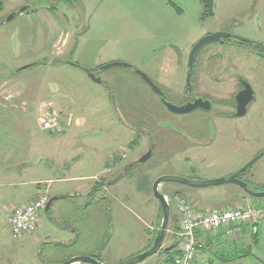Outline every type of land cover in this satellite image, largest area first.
<instances>
[{
	"label": "rangeland",
	"instance_id": "obj_1",
	"mask_svg": "<svg viewBox=\"0 0 264 264\" xmlns=\"http://www.w3.org/2000/svg\"><path fill=\"white\" fill-rule=\"evenodd\" d=\"M24 5L31 8L6 20ZM203 11L199 0H4L0 12V172H25L23 179L30 180L36 174L91 175L104 171L107 165L106 169H112L107 172L120 176L127 162L138 160L149 150L150 134L156 147L150 159L137 169L129 168L126 178L113 189L97 187L90 195L91 200L92 196L100 199L118 194L117 203L113 200L109 205V219L105 204L83 208L72 196H65L49 212L43 210L36 231L14 238L7 219L13 195L7 194L26 186H0V264H52L74 249L106 264L126 260L154 242L162 222L161 205L153 192L157 178L228 176L264 147V117L258 123L251 115L247 120L218 117L215 109L208 116L200 109L173 113L135 72L148 74L166 91L167 99L178 105L187 97V61L200 38L226 32L264 39V0H215L213 16L202 18ZM235 45L211 43L199 58H227L229 52L238 51L240 46ZM61 57H72L75 64L58 62ZM112 62L129 63L134 69L120 66L98 72ZM31 63L36 64L14 73ZM82 66L96 72L102 83L90 78ZM198 67L200 72L193 79L197 75L207 79L205 66ZM47 112L57 114L61 132L42 129L41 118ZM134 126L142 129L138 132ZM133 140L131 147L128 143ZM251 175L252 184L264 182V155L243 179L252 180ZM64 185L59 180L49 184L51 198ZM198 189L208 190L210 194L199 200L211 208L242 204L233 191L244 189L235 183L207 187L162 184L160 190L167 194L171 207L169 226L161 250L138 264H163L167 248L177 244L179 219L173 193L181 191L179 195L194 202L193 192ZM247 199L248 204L255 203L253 200L264 203V197L248 193ZM64 218L80 230L81 238L75 237L69 249L53 257L48 251L57 248L53 243L69 236ZM258 224L228 234L229 240H238L237 245L221 240L217 249L252 247L258 259L248 264H261L264 222ZM32 239L38 240L31 244Z\"/></svg>",
	"mask_w": 264,
	"mask_h": 264
},
{
	"label": "flooded vegetation",
	"instance_id": "obj_2",
	"mask_svg": "<svg viewBox=\"0 0 264 264\" xmlns=\"http://www.w3.org/2000/svg\"><path fill=\"white\" fill-rule=\"evenodd\" d=\"M233 35L238 36L235 34ZM250 40H254V39H250ZM227 41L229 44H226ZM254 41L260 42L264 46V39H257ZM214 43H218V42H214ZM220 43L222 46L224 45L232 46V45L237 44L240 47L238 51L229 52L227 54V58L223 56L222 57L209 56L205 59L199 58V54L209 44L204 46L200 50L199 54L197 55L195 59L194 68H193L191 79H190L191 86H189L187 78L185 79L186 81L185 90H186L187 97H184L183 100L181 99L180 102L181 101L182 102L179 103L178 105H183L186 103L195 102L196 100H201L202 105L204 104L203 102H208L209 104V109H206L205 107H202V106L198 108L203 112V114H206V116L210 115V113L214 111L215 109L216 112H214V114L216 113L215 116H218V117L225 116L226 118H229V119L242 117L246 119L248 115H251L253 118L257 119L255 122L260 123V119L264 117V50L260 48L256 43L243 41V40L236 41L233 37H229L222 41H219V44ZM237 53H238V56L235 55ZM188 61H187V64H188ZM198 65L205 66V72H206L205 74L207 76V79L199 78L198 77L199 75H197L193 79V76L195 75V73L200 72ZM187 68H188V65H187ZM188 71H189V68H188ZM186 77H188V72L186 74ZM210 80L216 84H211ZM153 82L157 84L155 81ZM157 85L159 86V84ZM159 87L161 88V86ZM150 88L152 87L150 86ZM162 91L164 90L162 89ZM153 92L155 91L153 90ZM164 93H165V98L167 99L166 91H164ZM252 95H253V99L248 103V105L245 106L246 109L245 107H242L246 111L242 115H238L237 113L239 112L240 104H244L245 102H247L248 97H252ZM254 106L256 107L254 108ZM200 119L203 121V117H200ZM241 127L244 130V134H245L246 124L243 123ZM134 128L138 132H140L139 130H137L138 128L142 129L140 126H137V127L134 126ZM263 150H264V147L260 149V151L255 153L256 155L253 158H255L260 153H262ZM128 163L129 162H127V164ZM251 167H252V164L249 165L242 172H247L249 169H251ZM127 172H124L123 175L111 185L119 184L124 178H126ZM117 177L118 176H114L115 179ZM106 183H108L107 179L104 181L102 180L103 185H105ZM97 187L102 188L99 185L96 186V188ZM105 198L106 197H103L100 199H105ZM95 201L96 200H93V202ZM105 215H106V218L109 219L108 211H106ZM64 219L66 221V227L64 231L71 234L73 225H71L68 218H64ZM76 230H74V236L72 240L66 238V239H60L56 241V242H59V244L54 242L53 245H56L57 248H50L48 250L49 254L55 257L59 253L63 252V250L69 249L68 247L71 244V242L75 240V237H77V240L80 239V233L78 232V230L77 231ZM37 240L38 239L36 240L32 239L31 241L30 240L29 241L31 242V244H33ZM73 251L74 252L71 255L65 254V256H62L60 260L52 264H60L70 259L73 256L86 255L85 251H76V249H74Z\"/></svg>",
	"mask_w": 264,
	"mask_h": 264
},
{
	"label": "water",
	"instance_id": "obj_3",
	"mask_svg": "<svg viewBox=\"0 0 264 264\" xmlns=\"http://www.w3.org/2000/svg\"><path fill=\"white\" fill-rule=\"evenodd\" d=\"M30 8H31L30 5H24L18 11L11 14L6 20L11 21L16 16L27 12ZM6 20L4 22H6ZM229 37H233L236 41L243 40V41L256 43L260 48H262L264 50V46L262 43L254 41V40H250V39H247L244 37L234 36L232 33L215 32L213 34H208V35L200 38L197 41V43L194 44V46L192 47V49L190 51L189 61H188L189 71H188V77H187L189 86H191L190 79H191V74H192V71L194 68L195 59H196L197 55L199 54L200 50L204 46H206L207 44L219 42V41H222V40L229 38ZM59 61L62 63H67V64H75L72 57H61L59 59ZM35 64L36 63H31L28 65H25L22 68L16 70V72H14V73H19L25 69L31 68ZM120 66L134 69V67L129 63L112 62V63L106 64V65L100 67L98 72L110 69L112 67H120ZM81 68L83 70H85L86 73L89 75V77L92 78L94 81H96L98 83H102V78L100 76H97L96 72L90 70L87 67L82 66ZM135 72L138 75H140L143 78V80L147 84H149V86H151L153 88V90L160 96L162 103L173 113L185 114V113L192 112L201 106L205 107L206 109H209L208 102H203L204 104L202 105L201 100H196L195 102H190V103H186L183 105H176V104L170 102L169 100H167L165 98L164 91H162V89L157 84H155L153 82V80L149 77L148 74H146L145 72H142L138 69H135ZM252 99H253V95H252V97H248L247 102H245L244 104H240L239 112L237 113L238 115H242L246 111L242 107H245L246 105H248V103ZM245 109H246V107H245ZM137 130L140 131L139 128ZM149 138H150L149 150L144 155H142L141 158H139L138 160H136L134 162H129L124 167V169L122 170V174L120 176H118L114 180V182L117 179H119L123 175L124 172H127L129 168L139 167L141 164H143L144 162H146L148 159H150L153 156L156 145H155L153 136L151 134L149 135ZM263 155H264V150L262 153H260L258 156L253 158L248 164H246L239 171L234 172L233 174H230L228 176L221 177V178L203 179V180L197 179L196 180V179H189L186 177L175 176V175H162L159 178H157L153 184V192H154L155 197L158 199V201L162 207L163 218H162V222H161V224L157 230V235L155 237V240L149 249L144 250V251H142V252L126 259V260H123V261H121L119 263H115V264H138V263L144 261L146 258L157 254L161 250V248L163 246V241L165 239L166 231H167L168 226H169L170 218H171V207H170V203L168 201V197L165 193H163L160 190V186L162 184L168 183V182H178V183L186 184V185L193 186V187H207V186L219 185V184H223V183H235V184L241 186L246 191V193H248L250 196L257 197V198H263L264 197V190L263 191H255L249 187V184L247 181L240 178V175L243 173L242 171H244L249 165L253 164L257 159H259ZM180 193H181V191H176L173 194L179 195ZM59 198H60L59 196L50 198L48 203H47L46 210H48L53 205V203L56 200H58ZM78 263L106 264L101 259H98L96 256H92V255L73 256L70 259H68L65 262H62L60 264H78ZM46 264H49L48 261H46Z\"/></svg>",
	"mask_w": 264,
	"mask_h": 264
},
{
	"label": "built area",
	"instance_id": "obj_4",
	"mask_svg": "<svg viewBox=\"0 0 264 264\" xmlns=\"http://www.w3.org/2000/svg\"><path fill=\"white\" fill-rule=\"evenodd\" d=\"M40 123L45 131L54 133L62 131L55 112L45 113ZM48 201L49 197L42 195L11 210L7 219L14 238L24 232L32 233L37 230L41 213ZM175 201L179 229L175 233L177 254L174 264H212L211 258L204 262L200 260L207 242L206 233L225 228L227 234H234L240 225L264 222V206L247 204L244 207L198 209L180 195L176 196Z\"/></svg>",
	"mask_w": 264,
	"mask_h": 264
},
{
	"label": "crops",
	"instance_id": "obj_5",
	"mask_svg": "<svg viewBox=\"0 0 264 264\" xmlns=\"http://www.w3.org/2000/svg\"><path fill=\"white\" fill-rule=\"evenodd\" d=\"M130 143H128L129 146H130ZM135 147H136V145H135ZM123 153H126V152L124 151ZM106 166L104 167L105 168L104 171L98 172L96 174H91V175H88L86 172H71V173H73L72 175H70V173L68 172V174L59 175L58 177L57 176H48V175L38 176L36 174V175H33V177L30 180L29 179H23L25 176H27V175H23V173H25V172H0V186L6 187V186H8V185L10 186L12 184H13V187H17V186H21V185L26 186L25 190L17 189L16 191H14V193H12V194L8 193L7 194V195H11V196L13 195L12 196L13 197L12 202L8 201L7 217L14 207H17V206L23 205L27 202H30V201L38 198L39 195H46L47 194V196L50 199L51 195L49 194V189H50L49 184H51L55 180H59L60 183H65L66 185L61 186L60 189L56 190L55 193L52 195V197H58L59 196L60 198L58 200H60L62 198H65V196H72L75 199L74 201H76V203L79 202V204L77 206H80V207H83V206L85 207L87 205L90 206V204H93V203H99V204L103 203V204H105V210L109 212V210H110L109 205L114 204L113 200H115V203H117V200H118V194L117 193H113V195H111L110 197L107 196L105 199H95V197L92 196L91 200H90V195H94V194H92V192H93L94 188H96V186H98V185L101 186L103 188V190H105V191H108L109 189H113V187H114L111 184L114 183V180H115L114 176H116V175H114L115 172H107L110 167H108V169H106L107 168ZM111 170L112 169H110L109 171H111ZM177 172H182V171H177ZM55 178H58V179H55ZM201 178L202 177H199V179H201ZM203 178L206 179L207 177H203ZM251 178H252L251 181H253L254 175H251ZM106 179H107L108 183H106L105 185H102V180L104 181ZM92 182H95V184ZM255 184L264 186V182H261V183L256 182ZM33 186H36L35 189L33 188ZM207 191H208L207 189H198L197 191H194L193 197L195 198L194 199L195 203L192 200H189L187 198L186 199L188 201H190L191 203H193L194 205H196L198 207V209L209 208V206L205 202L201 201L202 199H205L210 194ZM233 192H234L233 193L234 197L237 200L241 201L242 204H235L233 206L225 205V206L221 207L220 209L244 207L248 204L247 193L244 190L241 192H239V191H233ZM180 196L183 197V195H180ZM199 199H201V200H199ZM93 200H96V201L93 202ZM56 202H57V200L53 203V205L48 210H46V208H45L44 211L49 212V210L54 207ZM254 202L256 205L258 203H261L258 201L257 202L254 201ZM102 215L103 214H101L100 216H102ZM88 217H90V215ZM83 219L85 221L88 218H83ZM99 224L101 226L103 225L102 222H100ZM72 227H73V229L71 231V234H68L69 236L67 237L70 240L73 239L74 230H76V228L74 226H72ZM77 230L79 233H81L78 228H77ZM207 234L208 233H206L205 235H207ZM215 235H216V233H213V236H215ZM80 238H81V236H80ZM220 239L223 240L222 238H220ZM213 240L215 241V239H213ZM220 243L217 241L212 242V243L208 241L207 244H209V245L208 246L206 245L205 248L203 249V254H202L201 259H200L201 262H204L205 260H207L209 258H213L214 260H217L216 262L213 260V262H212L213 264H248L249 260L258 259V257L255 255V256H249V257H243V258L235 259V260L228 261V262L218 260L213 255V252L215 250H217V248H219ZM85 254H87V253H85ZM259 263L264 264V262H259Z\"/></svg>",
	"mask_w": 264,
	"mask_h": 264
},
{
	"label": "trees",
	"instance_id": "obj_6",
	"mask_svg": "<svg viewBox=\"0 0 264 264\" xmlns=\"http://www.w3.org/2000/svg\"><path fill=\"white\" fill-rule=\"evenodd\" d=\"M201 3H202V5H203V8H204V11H203V16H202V18H208V17H211V16H213L214 15V8H215V0H199ZM53 8L54 7H51V9L50 10H53ZM4 10V0H0V12H2ZM60 59V58H59ZM59 59L57 60L58 62H60L59 61ZM135 140H133L132 142H131V147H133L134 145L132 144V143H135L134 142ZM134 169H137V167L136 168H134ZM244 173L245 172H243L241 175H240V178H242L243 179V175H244ZM245 181H247L248 182V184H249V187L251 188V189H253V190H255V191H263L264 190V186L263 185H258V184H252L251 183V180H245ZM103 185V184H102ZM95 191V192H94ZM97 191H96V188H94V190H93V192H92V194H94V193H96ZM176 192V191H175ZM174 195V194H173ZM174 196H178V195H174ZM255 198H257V197H255ZM255 201V200H254ZM193 204V203H192ZM254 205H256L255 203H253ZM194 205V204H193ZM196 206V205H195ZM257 207H262L263 206V204H261V203H258L257 205H256ZM161 207V206H160ZM161 213H162V218H163V211H162V207H161ZM160 224V223H159ZM254 225H259L258 223L257 224H254ZM160 226V225H159ZM246 226H250V224H244V225H240V226H238L237 228H236V231L234 232V233H236L237 232V230L238 229H240L241 227L243 228V227H246ZM179 228H177V230H178ZM213 233H216V237L215 236H213ZM156 235H157V233H156ZM207 236V242H206V245L208 246L209 244H207L208 243V241L209 242H220V240L221 239H218V238H222L223 239V241L225 240V242L227 241V242H229L231 245H237V241L238 240H236V239H234V238H231L230 240L227 238L228 237V234H227V230L225 229V228H220V229H218V230H216V231H212V232H208V234L206 235ZM213 239H215V241L213 240ZM154 240H155V238H154ZM219 240V241H218ZM236 241V242H235ZM153 244V243H152ZM152 244L148 247V248H146V249H149L151 246H152ZM205 245V246H206ZM145 249V250H146ZM167 254H168V256H167V258H166V260H164V262H162L163 264H174V258H175V256H176V254H177V244H174V245H172V246H170L169 248H167ZM213 255L218 259V258H220V260H222V261H226V262H228V261H232V260H235V259H239V258H243V257H249V256H255V254L253 253V251H252V247H245V248H243V249H241L240 247H234L233 249H228V250H224V251H221L220 249H217V250H215L214 252H213ZM98 258V257H97ZM99 259V258H98ZM212 259V262H213V258H211Z\"/></svg>",
	"mask_w": 264,
	"mask_h": 264
}]
</instances>
